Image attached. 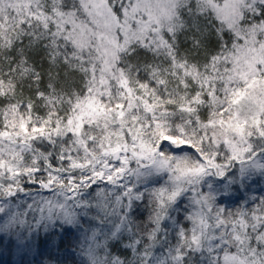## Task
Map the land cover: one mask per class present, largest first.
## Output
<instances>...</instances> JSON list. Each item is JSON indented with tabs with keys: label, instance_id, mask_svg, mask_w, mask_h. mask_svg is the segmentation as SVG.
Wrapping results in <instances>:
<instances>
[{
	"label": "trees",
	"instance_id": "trees-1",
	"mask_svg": "<svg viewBox=\"0 0 264 264\" xmlns=\"http://www.w3.org/2000/svg\"><path fill=\"white\" fill-rule=\"evenodd\" d=\"M237 1L0 3V140L16 164L11 177L0 175V264H264V136L237 156L212 136L264 93V0ZM138 23L144 38L133 34ZM155 25L166 45L153 38ZM100 41L120 87L97 82ZM86 97L95 101L81 104ZM115 137L151 143L175 172L207 173L198 190H174L159 174L135 183L130 172L112 178L111 168L93 181L70 168L85 160L84 142L95 155ZM123 186L134 195L114 204ZM197 197L218 231L194 230Z\"/></svg>",
	"mask_w": 264,
	"mask_h": 264
},
{
	"label": "rangeland",
	"instance_id": "rangeland-1",
	"mask_svg": "<svg viewBox=\"0 0 264 264\" xmlns=\"http://www.w3.org/2000/svg\"><path fill=\"white\" fill-rule=\"evenodd\" d=\"M9 1H12V0H0V3L1 2L8 3ZM141 1H143L145 4V2H147L148 0H141ZM228 1H229L228 3L229 6H235L237 0H232V1L228 0ZM242 1H245V0H238L237 2H242ZM140 2L139 0H135L134 6L132 9L136 7L141 9ZM150 8H151L150 11L153 13V15L158 20V22H160V19H161L162 21H167V23L169 24V21H170L169 15L163 14V12L161 14H158L159 9H157L155 5H150ZM162 29L163 28L160 25H155L153 28V32H152L153 38H155L156 41L158 42L160 41V46H163L165 44V42H162L161 40L160 34H162L161 33ZM147 32H148L147 26L144 23H138L136 27L134 28L133 34L144 38L147 35ZM84 34H85L84 32L79 31L76 35L77 37L76 39L79 41L84 40V37H85ZM159 36H160V39H159ZM106 45L107 44H105L103 41H100L99 43L100 48H97L99 51H97L96 54L99 53L100 59L102 58V55L100 52H102L105 57V61H103L97 66L99 67V72H97V75H96L97 82L98 84H103L106 82L107 79L111 78V79H114L115 84L118 87H120L122 84L123 85L125 84V79L123 78L121 73H119V71H114L116 69L115 59L114 57H110V55L108 54V52L110 51L108 50V48L106 49ZM110 48H111V45L109 46V49ZM105 53L107 54V57L105 56ZM111 53L115 54L114 51H111ZM239 55H243V53H239ZM253 99H255V101ZM253 99L251 98V100H249L248 98V101H247L249 102L248 113L243 114L242 112H240V109H238L237 110L238 112L236 113L237 114L236 118L230 120L228 123H226V121H223V120L219 121L216 124L217 127L215 128L214 126V131H213L214 133L212 136L215 139V141L219 143L217 146L218 148L220 147L226 152L234 153L233 155L235 156H237L238 153H242V152L243 154H245L247 152L246 148L250 146V145H247V146L245 145L246 143L250 144V141H249L250 139L257 140V136L259 137L264 136V128H263L264 127V93L257 95L255 98L253 97ZM94 101H95V98L91 99L90 97H86V98H83L80 102L81 104H91V102H94ZM77 109L83 110L82 108L79 109L78 107ZM91 109L92 107L90 108V110ZM89 116L93 117L94 114L90 113ZM95 116L97 115L95 114ZM252 117L260 119L262 123L260 124L261 126H259L258 124H255V125L251 124L249 120ZM163 137L169 142L170 145H173L174 141L172 140V138L164 135L162 136V139ZM111 141L108 140L106 144L113 143L112 145L114 146L109 148V150L106 148L104 149L100 148V152L94 153L95 155L91 154V151L87 147V145L84 146L85 145V142H84L83 150L80 149V151L82 152L81 153L82 157H85V160H81L83 162L78 163L76 166H74L76 163L73 164L72 166H70V168L73 169V167L75 168L77 167L81 169L82 171L88 170L87 173H91V179L93 181H94L93 179L94 176H100L103 174V171H109L111 168H113V172H114L112 175V178L117 177L119 180L122 181L123 177L125 175H128L130 172L131 180L135 183L141 180V178H145L146 176L148 178H152L153 176H157L159 174V176L163 175V177L167 178L166 182L169 183L167 187L171 186L172 189L174 190H176L175 188L181 187V186H186L185 187L186 190H191L192 188L195 189V187L197 189V187L199 186V182L202 179V176H204V174L207 173L206 169H200V168L193 169L190 166L184 167L182 165H180L181 167L180 168L178 167V169L176 170L178 172H175L174 169L169 165V163L162 157L157 147L156 146L153 147L151 143L147 145L145 143L138 142L136 139L133 144H131L130 142L125 143L124 140L122 139L120 140L117 137H115L113 142ZM76 142L80 143L78 139H76ZM96 149L97 151L99 150L98 147ZM84 150L89 151L90 155H88V157L83 152ZM107 151L109 152L108 155H106ZM107 157H109V159H107ZM232 158L233 157H231V159ZM182 161L184 162L183 159ZM182 161L180 162L182 163ZM202 163L205 165L211 164L210 161H203ZM15 167H16V164L14 163V160L11 161V156H9L6 150L1 146V140H0V175H7V177H11L13 175L11 173L12 171H15ZM243 169H247V168L243 166ZM115 181H112V184H114ZM43 185H44V187H42L43 189L49 188L47 187L46 184H43ZM167 187L164 189H160V193H161L160 197H163L162 194H164L165 191L169 189ZM121 190H122V193L120 194V199L114 198L113 199L114 204H118L119 201L122 202L121 201L122 198H124L128 202L130 200V197L134 195L133 188L129 186H125V187L123 186ZM187 193L189 195L191 194L190 191H188ZM176 194H177V191H174L173 195L176 196ZM170 199L171 198L169 197L168 199L166 198V202L169 203ZM192 201L191 203L193 204V207H194V204H197L202 209V211L196 212L194 214V222L196 224V226L194 227V230L195 231L198 230L200 232L202 229H206L209 234L208 228L209 226H212L214 231L216 230L218 231L219 226H217L214 223V217H215L214 213H211V212L209 213V209H207L204 205L205 201L201 197H197L196 199H193ZM209 207L211 208L210 204H209ZM196 209H198V207ZM117 210H119V207L117 208ZM211 211H213V209H211ZM193 212H194V208H193Z\"/></svg>",
	"mask_w": 264,
	"mask_h": 264
},
{
	"label": "flooded vegetation",
	"instance_id": "flooded-vegetation-1",
	"mask_svg": "<svg viewBox=\"0 0 264 264\" xmlns=\"http://www.w3.org/2000/svg\"><path fill=\"white\" fill-rule=\"evenodd\" d=\"M43 184H44V183H37L36 185L40 188V187H44ZM46 184H47V186L49 185V187L52 185L51 182H48V183H46Z\"/></svg>",
	"mask_w": 264,
	"mask_h": 264
},
{
	"label": "water",
	"instance_id": "water-1",
	"mask_svg": "<svg viewBox=\"0 0 264 264\" xmlns=\"http://www.w3.org/2000/svg\"><path fill=\"white\" fill-rule=\"evenodd\" d=\"M116 155H117V153H116Z\"/></svg>",
	"mask_w": 264,
	"mask_h": 264
}]
</instances>
